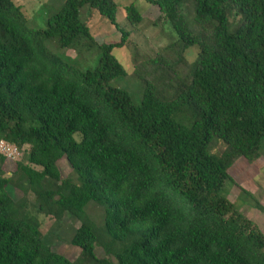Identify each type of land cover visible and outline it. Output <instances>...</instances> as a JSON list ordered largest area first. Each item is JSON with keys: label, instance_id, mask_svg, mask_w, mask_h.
<instances>
[{"label": "trees", "instance_id": "obj_1", "mask_svg": "<svg viewBox=\"0 0 264 264\" xmlns=\"http://www.w3.org/2000/svg\"><path fill=\"white\" fill-rule=\"evenodd\" d=\"M147 1L175 39L152 55L135 51L134 102L110 84L125 73L112 50L132 42L131 30L98 42L79 18L88 6L116 25L114 0H64L40 28L21 4L0 0V141L23 151L10 176L0 152V264H264V233L224 191L237 184L238 160L264 159V0ZM125 16L144 20L133 3ZM51 37L96 45L97 64L64 62L45 46ZM9 187L24 217L10 213ZM40 214L79 220L75 259L42 240Z\"/></svg>", "mask_w": 264, "mask_h": 264}, {"label": "rangeland", "instance_id": "obj_2", "mask_svg": "<svg viewBox=\"0 0 264 264\" xmlns=\"http://www.w3.org/2000/svg\"><path fill=\"white\" fill-rule=\"evenodd\" d=\"M116 3V25L110 23L108 19L102 17L97 11L89 10L84 6L79 11V18L86 20L94 38L100 42H116L120 39L121 29L131 30L129 45L123 44L114 47L113 55L122 64L125 73L110 80V84L126 89L132 96L134 102L141 99V84L136 74L133 72V55L138 51L152 55L157 49L164 47L175 39V33L169 23H155L157 9L147 0H114ZM21 4L24 10L26 24L33 28L45 26L48 15L57 11L64 3V0H15ZM133 3L143 16V22L137 26L129 23L125 16V5ZM47 49L56 54L61 60L80 69L94 67L100 56V51L96 45L80 48L62 47L58 45L56 38L51 37L46 40ZM195 47L187 50L188 59L192 62L195 58ZM178 121L189 123L190 116H177ZM76 139L80 138V133L74 134ZM8 149L3 151L6 161L3 166L7 175L15 169V163L23 156V151L9 144ZM58 166L62 177L72 174L71 168L65 157L58 161ZM235 182H226L224 191L228 198L233 201L236 207L243 211L247 217L251 218L258 229L264 233V159H259L254 163H247L245 160H238L232 169ZM13 203L10 204L9 211L13 216L24 217L27 210L19 207L21 192L16 188L9 187ZM28 209V208H27ZM87 215L90 216L98 226V235H102L100 227L101 217L97 208L89 206ZM41 221L40 231L42 240L51 245L55 250L65 255L69 259H75L79 253V248L70 243L73 230L79 225V220L66 216L57 223L51 217L39 215ZM98 256H103L101 247H96Z\"/></svg>", "mask_w": 264, "mask_h": 264}, {"label": "built area", "instance_id": "obj_3", "mask_svg": "<svg viewBox=\"0 0 264 264\" xmlns=\"http://www.w3.org/2000/svg\"><path fill=\"white\" fill-rule=\"evenodd\" d=\"M7 147H8V145L6 144V142L1 140V141H0V152L3 153V151H4L5 149H8V148H9V147H8V148H7ZM3 154H4V153H3Z\"/></svg>", "mask_w": 264, "mask_h": 264}]
</instances>
